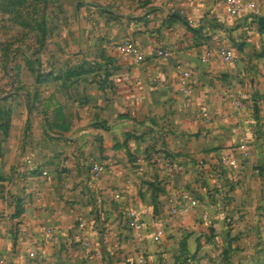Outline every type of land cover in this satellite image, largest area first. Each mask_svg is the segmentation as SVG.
Here are the masks:
<instances>
[{
  "label": "crops",
  "instance_id": "obj_1",
  "mask_svg": "<svg viewBox=\"0 0 264 264\" xmlns=\"http://www.w3.org/2000/svg\"><path fill=\"white\" fill-rule=\"evenodd\" d=\"M252 1L260 16L230 15L226 0H80L92 31L77 34L80 51L50 77L29 132L16 118L0 136V255L11 264H35L29 249L49 264H264V230L225 228L234 206L255 204L264 189V0ZM223 48L234 50L229 63ZM80 218L94 226L87 238ZM183 234L186 246L175 243Z\"/></svg>",
  "mask_w": 264,
  "mask_h": 264
},
{
  "label": "rangeland",
  "instance_id": "obj_2",
  "mask_svg": "<svg viewBox=\"0 0 264 264\" xmlns=\"http://www.w3.org/2000/svg\"><path fill=\"white\" fill-rule=\"evenodd\" d=\"M79 2L0 0V136L13 131L16 118L24 120L23 131L29 132L28 124L41 94L47 91L50 77L67 69L68 56L80 51L77 34L82 33L83 29L86 33L92 31L93 18L80 12ZM91 47L88 48L89 52L93 51ZM73 58L71 56L70 60ZM256 201L252 205L234 206L227 215L231 220L227 219L225 228L264 230V189ZM177 212L172 211L171 215ZM186 227L179 226L181 229ZM75 228L87 238L94 226L80 218ZM183 236L175 243L186 246L187 238ZM182 255L185 257L183 261L188 263L187 252Z\"/></svg>",
  "mask_w": 264,
  "mask_h": 264
},
{
  "label": "built area",
  "instance_id": "obj_3",
  "mask_svg": "<svg viewBox=\"0 0 264 264\" xmlns=\"http://www.w3.org/2000/svg\"><path fill=\"white\" fill-rule=\"evenodd\" d=\"M244 8H251L253 10V12L255 13V15H257V16H260L262 14L261 8H259V6L255 2H253L252 0H226V9L225 10L230 15L238 14ZM123 45L125 47H127V51L134 52L138 59H140L142 57L143 52H142L141 48H139L138 46L133 44L130 40H125L123 42ZM159 54L165 55L166 53L163 50H160ZM219 54H220L222 61L226 62V63L231 62L235 57V53H234V50L232 48H223L220 50ZM209 56H210V52L206 53L202 57V61L206 62L208 60ZM183 75H184V79H186L190 76V72L185 71ZM235 106L239 110L243 109V108H245V102L241 98H237L235 100ZM223 160L227 164L228 163H234L235 162L234 152H229L224 157ZM104 170H105L104 164H101L98 162L94 163L92 165V177L94 179H99L101 174L104 172ZM191 205L196 206L197 201L192 200ZM178 210H179L178 207H174L172 209V211L174 213L177 212ZM130 225L133 229H135L139 232L143 231V229L145 227V225L142 221V218L140 217L139 213L135 210L130 212ZM45 235L49 239L56 238V233L51 228H48L47 230H45ZM161 235H162V231L160 230L156 234L155 240L158 241L160 239ZM28 258L32 262H34L35 264H49V260L45 256V254L40 252V251H37V250L29 249L28 250ZM0 264H11L8 254L0 255Z\"/></svg>",
  "mask_w": 264,
  "mask_h": 264
},
{
  "label": "water",
  "instance_id": "obj_4",
  "mask_svg": "<svg viewBox=\"0 0 264 264\" xmlns=\"http://www.w3.org/2000/svg\"><path fill=\"white\" fill-rule=\"evenodd\" d=\"M261 24L264 26V18H261Z\"/></svg>",
  "mask_w": 264,
  "mask_h": 264
}]
</instances>
